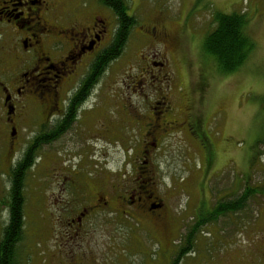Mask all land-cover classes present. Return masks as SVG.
Instances as JSON below:
<instances>
[{
  "label": "rangeland",
  "instance_id": "374dc122",
  "mask_svg": "<svg viewBox=\"0 0 264 264\" xmlns=\"http://www.w3.org/2000/svg\"><path fill=\"white\" fill-rule=\"evenodd\" d=\"M65 1L70 7L86 0ZM98 1L89 0L93 4ZM94 10L113 22V15L112 19L100 8ZM215 11L245 12L256 43L247 63L228 76L217 73L215 62L201 49L213 27ZM127 12L135 23L129 27L117 62L102 76L94 101H89L94 108L97 104L96 108L82 111L53 146L42 147L37 160L42 161L44 154L52 151L55 163L41 168L36 178L28 171L23 179L26 212L24 235L18 247L19 264H51L50 256H41L35 243V231L41 225L36 209L43 207L40 195L52 194L58 201L69 200L75 205L80 201V193L73 199L68 189L57 195L50 192L45 179L39 183L43 189L39 195L38 177L60 173L62 178L72 169L75 173L83 169L81 176L89 171L93 184L104 178L117 182L132 177L133 171L128 166L123 168L130 155L120 145L119 139L125 134L120 130V136L116 125L119 130L124 116L121 108L127 102L143 106L140 95L146 92L137 90L136 96L128 85L138 77L136 58L146 44L142 34L146 28L150 31L154 19L167 26L176 47H183L188 57L187 62L183 57L179 64L181 87H172L171 93L182 97L185 106L198 104L204 124L200 129L185 133L177 130L157 138L159 146L152 153L149 170L159 184L157 196L164 203L163 222L142 217L129 221L121 215L99 213L86 221L84 252L91 264H264V198L253 194L238 211L214 220L207 215L222 202L240 200L245 188L264 186V0H128ZM145 47L163 51L158 42ZM170 53L182 54L177 48ZM30 117L25 121L28 128L21 130L22 142L36 131L35 120ZM96 118L109 128L106 133L93 128ZM120 167L123 172H119ZM0 180L4 182L6 178ZM107 199L110 200L109 193ZM57 211L61 221L67 218L60 202ZM61 262L63 258L58 263Z\"/></svg>",
  "mask_w": 264,
  "mask_h": 264
},
{
  "label": "flooded vegetation",
  "instance_id": "af4514ba",
  "mask_svg": "<svg viewBox=\"0 0 264 264\" xmlns=\"http://www.w3.org/2000/svg\"><path fill=\"white\" fill-rule=\"evenodd\" d=\"M96 8L110 15L100 1L96 4L79 1L76 6L67 7L65 0H0V179L6 178L4 182L0 180V241L10 224L15 203L21 216L19 228H22L18 229L21 240L14 253L17 257L26 211L23 187L22 196L19 193L16 200L18 192L14 183L20 176L25 179L28 171L36 178L41 168L55 163L52 151H47L42 161L37 160L42 147L53 146L67 133V126L74 122L73 116L77 119L82 111L96 108L97 104L94 108L90 103L101 87L102 76L118 59L103 68L119 26L114 16L113 19L110 15L112 22L94 13ZM142 37L146 44L158 42L163 51L156 52L153 47H145L146 44L141 48L135 67L136 80L140 81L132 80L128 86L133 87L135 95L137 90L146 92L140 95L143 106L127 102L121 108L124 116L119 130L116 125V131L125 134L119 141L130 158L123 168L128 166L133 171L132 177L117 182L104 178L93 184L89 171L81 176L83 169L76 170L77 173L72 169L62 178L60 173L37 178L39 195L43 191L39 184L42 179L48 181L46 187L56 195L68 189L74 199L80 193L77 205L69 200L58 201L52 194L40 195L43 207L36 209L41 225L35 231V243L41 256H50L51 264H91L88 253L84 252L88 236L85 226L88 219L99 213L121 215L131 221L142 217L161 224L164 203L157 196L159 184L149 170L152 153L159 146L157 138L177 130L185 133L200 129L204 124L198 104L192 102L185 106L182 97L171 93L172 87H181L179 64L182 55L187 61L186 50L176 47L175 37L160 20L154 19L150 31L146 28ZM176 48L182 54L170 53ZM30 115L35 120L36 131L22 142L21 130L28 128L25 121ZM93 128L101 130V134L109 130L98 118ZM206 139L204 134L203 142ZM28 155L29 166L23 170ZM15 169H19L18 175ZM59 202L67 215L63 221L56 217ZM61 258L63 262L58 263ZM14 264H18L16 260Z\"/></svg>",
  "mask_w": 264,
  "mask_h": 264
},
{
  "label": "trees",
  "instance_id": "16d2710c",
  "mask_svg": "<svg viewBox=\"0 0 264 264\" xmlns=\"http://www.w3.org/2000/svg\"><path fill=\"white\" fill-rule=\"evenodd\" d=\"M101 1H103V5H106V7H108L107 9L111 10L119 26L116 38L111 48L106 53L105 63L103 66V68H106L113 59L119 56L120 50L123 48L124 43L127 39L130 30L129 27L134 25L135 18L130 16L127 12L128 0ZM248 18L249 17L245 12L232 11L230 13H221L215 11L213 13V27L205 36L201 49L204 50V52L215 62V69L217 73L226 76L235 73L244 64L247 63L250 56L255 51L256 43L254 37L249 31L250 20ZM184 61L187 62L185 58ZM75 116L72 117L73 120H75ZM257 142H255L253 146H255ZM251 151L253 152V150ZM29 160L30 158L28 155V159L24 164L25 166L23 170H25L29 166ZM14 172L15 175H18L20 171L19 169H15ZM16 178L17 177L15 176V179ZM14 184L17 186V200L19 193L21 195V190L23 187L22 176L18 177L17 181ZM253 194L264 198V186H260L255 189L250 187L245 188L240 195V200L234 202H222L219 206H217L215 210L208 213L207 215H211V218L214 220L222 214L238 211L240 208H242L243 202L248 197H251ZM20 217L21 216L19 208L14 203V208L12 209L11 213L10 224L5 227L3 238L0 241V264H14L15 260L19 264L18 257L14 253H16L15 250L17 249V244H19L21 240V235L18 233V229L20 231L22 230L21 227L19 228L21 224ZM189 245L190 244H188L187 247H184L181 250V253L187 250ZM13 256H16L17 258H13Z\"/></svg>",
  "mask_w": 264,
  "mask_h": 264
}]
</instances>
